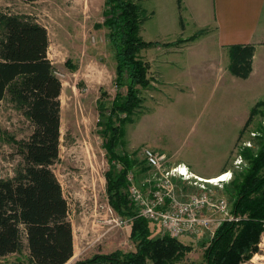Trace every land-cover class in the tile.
Wrapping results in <instances>:
<instances>
[{
  "label": "rangeland",
  "instance_id": "obj_1",
  "mask_svg": "<svg viewBox=\"0 0 264 264\" xmlns=\"http://www.w3.org/2000/svg\"><path fill=\"white\" fill-rule=\"evenodd\" d=\"M137 1L147 18L141 29L145 42L179 40L171 49L177 51L189 42L172 32L162 31L161 17L152 18L153 11L158 6L161 8V0ZM104 5L105 0H39L35 3L0 0V14L27 15L47 29L48 58L63 85L60 157L52 169L68 202L73 226L74 256L67 264H78L118 250H136L130 239V224L126 227L114 221L110 211L120 216L109 203L107 193V175L114 165L121 170L118 165L122 167V164L109 158L103 137L105 127L101 123L104 112L110 113L117 93L125 94L127 90L123 87L119 91L116 84L115 55L108 31L101 28ZM147 49L140 52L148 68V85L137 87L138 108L130 116L121 114L120 120L114 123L125 132L118 152L144 162L143 152L151 149L165 156V169L182 163L191 165V172L197 176L191 182L175 179L178 197L183 200L198 193L195 183H199L206 185L215 201H227L232 211L233 201L227 189L235 176L249 166L244 152L256 153L257 137L264 135V106L251 117L253 108L264 101V62H260V73L252 79L248 78L253 71L247 79L232 73V80L229 76L218 80L211 72L210 63H206V57L214 56L215 49L202 47L196 53L197 57L199 54L203 57L202 74L194 77L195 81L190 84L191 79L182 78L176 87L165 86V80L153 65L165 58L151 61L152 56L147 55L152 52ZM225 62L227 67L232 66V59L231 63ZM121 120L123 124L119 123ZM32 131L31 123L10 103H1L0 179L14 177L22 163L16 154L15 141L28 139ZM144 168V164L137 168L139 180L145 174L157 173ZM215 172L218 174L213 175ZM224 172L228 176L220 175ZM216 179L219 181L210 182ZM124 193L129 197L128 186ZM151 228L153 238L168 235L158 226ZM177 239L190 248L181 264H206L205 251L212 241L206 233ZM256 257L264 258V234L259 253L244 264H264L263 259L256 260ZM0 264L32 263L25 250L21 255L0 258Z\"/></svg>",
  "mask_w": 264,
  "mask_h": 264
},
{
  "label": "trees",
  "instance_id": "obj_2",
  "mask_svg": "<svg viewBox=\"0 0 264 264\" xmlns=\"http://www.w3.org/2000/svg\"><path fill=\"white\" fill-rule=\"evenodd\" d=\"M144 16L140 6L130 0H105L101 25L108 31L115 55L117 87L127 90L117 93L101 123L109 158L123 167L119 170L114 165L107 175V193L112 208L129 221L136 250H118L78 264H181L190 251L169 234L153 238L151 223L138 215L136 205L124 193L130 171L137 174L142 164L148 170L145 161L118 152L125 132L114 125L121 114L130 116L138 108L137 87L148 85V68L140 52L157 43H147L141 37ZM49 47L47 29L35 19L0 14V105L10 103L33 127L28 139L15 141L22 163L14 177L0 179V258L27 250L32 264H67L74 256L73 226L68 202L52 169L60 157L63 85L48 58ZM229 56L232 73L247 79L253 71L254 47H230ZM262 106L264 101L253 108L251 117ZM122 120L119 123L123 124ZM257 138L258 151L244 152L249 166L227 189L232 213L240 221L218 226L205 251L206 264H244L259 253L264 234V135Z\"/></svg>",
  "mask_w": 264,
  "mask_h": 264
},
{
  "label": "crops",
  "instance_id": "obj_3",
  "mask_svg": "<svg viewBox=\"0 0 264 264\" xmlns=\"http://www.w3.org/2000/svg\"><path fill=\"white\" fill-rule=\"evenodd\" d=\"M130 1L140 6L137 0ZM160 4L161 8L158 6L153 11L152 18L163 19L162 31L172 32L182 37V41H189L180 51L171 50L179 44V40L147 42L157 43L147 49L152 52L147 55L152 56L149 58L151 61L159 57L165 58L159 63H153L160 77L165 80V86L169 84L176 87L182 78L191 79L188 82L190 84L192 80L195 81L194 77L202 74V54H199L200 57L196 55L197 50L202 47L215 49L212 52L214 56L205 57L218 80L228 76L232 80L234 77L231 67H227L225 62L227 60L231 63L229 48L233 46L254 47L253 72L248 79H252L264 67H259L260 62H264V0H161ZM180 165H185L192 171L191 165ZM197 191L201 192L198 188Z\"/></svg>",
  "mask_w": 264,
  "mask_h": 264
},
{
  "label": "built area",
  "instance_id": "obj_4",
  "mask_svg": "<svg viewBox=\"0 0 264 264\" xmlns=\"http://www.w3.org/2000/svg\"><path fill=\"white\" fill-rule=\"evenodd\" d=\"M143 160L151 171L157 173L154 176L145 174L139 180L136 172L130 171L127 175L128 192L130 200L138 209V215L147 219L151 225L161 227L176 238L196 236L204 232L213 239L222 222L240 221L230 211L227 201H215L206 185L195 183L201 192L193 193L183 200L178 197L174 186L175 179L191 182L192 178L196 177L185 165L165 169L163 166L165 156L151 149L143 152ZM118 167L122 169L121 165ZM225 176L228 174H224ZM110 212L119 225L126 227L129 225L128 220L117 217L113 211Z\"/></svg>",
  "mask_w": 264,
  "mask_h": 264
},
{
  "label": "bare ground",
  "instance_id": "obj_5",
  "mask_svg": "<svg viewBox=\"0 0 264 264\" xmlns=\"http://www.w3.org/2000/svg\"><path fill=\"white\" fill-rule=\"evenodd\" d=\"M203 180V179H202ZM217 181H219L218 179H216V180H212V181H210V182H212V183H214V182H217ZM256 260H261V259H263L264 260V258H259V257H256L255 258Z\"/></svg>",
  "mask_w": 264,
  "mask_h": 264
}]
</instances>
